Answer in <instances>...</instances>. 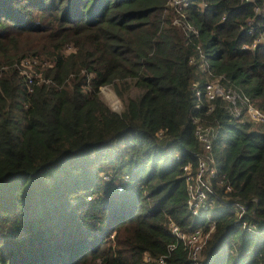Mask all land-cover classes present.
Returning <instances> with one entry per match:
<instances>
[{
	"label": "trees",
	"instance_id": "1",
	"mask_svg": "<svg viewBox=\"0 0 264 264\" xmlns=\"http://www.w3.org/2000/svg\"><path fill=\"white\" fill-rule=\"evenodd\" d=\"M166 1L0 0V264H264V128L194 94L215 83L264 116V46L251 49L264 15L188 0L187 30ZM194 118L213 129L209 155L231 189L214 186L198 218L181 171L202 154ZM169 223L213 224L196 263Z\"/></svg>",
	"mask_w": 264,
	"mask_h": 264
},
{
	"label": "built area",
	"instance_id": "2",
	"mask_svg": "<svg viewBox=\"0 0 264 264\" xmlns=\"http://www.w3.org/2000/svg\"><path fill=\"white\" fill-rule=\"evenodd\" d=\"M244 4H252L255 15H264V0L262 6H256L255 0H240ZM188 5V0H167L165 7L169 12L170 24L175 28H185L190 30L189 26L184 21L182 10ZM256 45L264 46V35H260L251 44V49ZM22 66V63H21ZM195 97L198 99L204 98L207 102L212 103L215 99H220L227 104L228 113L234 118L251 122L256 125H261L264 128V116L255 108L247 97L239 95L232 91L221 88L215 83H206L201 90H195ZM211 108H208L210 111ZM193 136L202 148V154L196 157L193 167L186 164L182 167V179L185 187V206L191 218H198L204 215L213 205L212 196L214 194V186L223 187L225 192H229L230 187L224 183L223 178L217 176L216 169L212 157L209 155L210 143L214 139V131L212 128L204 126L198 122L196 118L192 119ZM160 136V133H158ZM177 159V158H176ZM127 182V177L122 178V183ZM123 185L116 187L117 193L122 191ZM222 201H225L223 198ZM237 208L232 211L235 216V221L240 219L243 207L234 204ZM168 229L176 242L180 243L186 251L187 260L196 263L198 255L205 244L209 234L213 230V224L208 225L205 233L191 232L185 233L179 228L169 223ZM241 229L248 234L258 235L255 225L250 223H241ZM169 251L173 249L170 246ZM158 264H162V260H158Z\"/></svg>",
	"mask_w": 264,
	"mask_h": 264
},
{
	"label": "rangeland",
	"instance_id": "3",
	"mask_svg": "<svg viewBox=\"0 0 264 264\" xmlns=\"http://www.w3.org/2000/svg\"><path fill=\"white\" fill-rule=\"evenodd\" d=\"M22 66H20L25 71H30L33 66H36L37 63L35 61L32 62L30 60H26L21 62ZM99 97L100 99L114 112H119L121 110L122 104L121 102L113 95L112 91L108 87L99 88ZM262 132V131H260Z\"/></svg>",
	"mask_w": 264,
	"mask_h": 264
}]
</instances>
